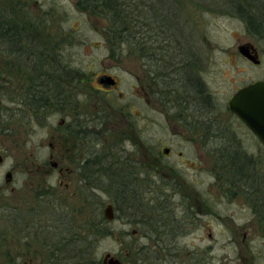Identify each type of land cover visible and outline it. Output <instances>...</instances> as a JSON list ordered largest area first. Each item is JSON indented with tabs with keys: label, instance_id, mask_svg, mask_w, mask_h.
Returning a JSON list of instances; mask_svg holds the SVG:
<instances>
[{
	"label": "flooded vegetation",
	"instance_id": "obj_1",
	"mask_svg": "<svg viewBox=\"0 0 264 264\" xmlns=\"http://www.w3.org/2000/svg\"><path fill=\"white\" fill-rule=\"evenodd\" d=\"M220 2L225 13L248 30L259 34L264 31V0ZM10 17L7 14L4 18ZM46 20L41 19L37 28L46 24ZM30 29L29 45L17 46L12 44L13 40H2L0 100L27 99L34 106L33 115L52 112L57 122L48 133L49 151L37 166L41 172L31 174L37 176L33 187L39 190L35 194L39 204L6 207L0 201V264H107L110 259L123 264L121 253L127 257L132 251L177 247L183 235L192 234L190 227L198 229L214 224L221 228L225 221L234 223L233 216L223 212L224 196L232 204L242 196L243 203L237 209L241 212L248 209L254 223H264V193L258 188L257 168L250 166L256 162L254 152L242 148L241 140L236 139L229 127L234 123L250 135L253 147L257 138L229 105L234 94L249 84L240 81L235 85L232 81L230 96L221 111L211 79L213 59L218 54L230 71L246 76L250 62L245 51L247 43L234 42L232 48L222 52L204 44L138 50L136 54L142 53L139 56L146 71L144 86L138 87L132 68L125 67L124 62L132 52L107 53L86 65L81 60L82 64L77 66L71 61L74 58L55 57L52 50L56 43L37 42L32 33L34 27ZM255 51L259 59L261 51ZM22 67L26 70L21 71ZM11 70L20 77L15 83L12 79L4 84ZM123 75L130 76L128 85L122 83ZM3 109L8 111L6 105ZM227 113L229 118L223 119ZM4 128L8 131L6 123ZM147 137L153 142L148 143ZM2 165L0 156V172ZM176 168L180 169L172 170ZM12 172L14 169L3 173L6 182L0 190L9 188L11 193L16 192ZM209 176L216 185L222 184L232 192L216 191L220 197L217 201V193L211 192L215 191L211 186L214 183H210L209 189H204L206 197H198L188 183L194 186L199 179L206 180ZM168 184L170 197L178 198L180 210V215L170 222L163 215L164 201L170 198L152 192L156 185H163L159 189L162 192ZM200 185L205 186V181ZM55 187L60 189L57 196ZM100 193L107 196L103 211ZM70 199L91 208L82 236L86 231L92 232V248H78L87 239L75 234L70 237L65 219L80 211L73 207L68 213ZM156 201L160 202L154 204ZM53 206L61 209L55 218L51 213ZM107 206L111 207V221L104 218ZM150 209L157 210L151 215ZM132 225L139 228L122 229ZM219 233L228 242L234 236L231 231ZM109 237L115 239L117 250L103 252L99 260L91 258L95 244ZM242 261L243 264L264 261V249Z\"/></svg>",
	"mask_w": 264,
	"mask_h": 264
},
{
	"label": "rangeland",
	"instance_id": "obj_2",
	"mask_svg": "<svg viewBox=\"0 0 264 264\" xmlns=\"http://www.w3.org/2000/svg\"><path fill=\"white\" fill-rule=\"evenodd\" d=\"M82 1L83 0H0V13L10 15V19L17 24L19 29L22 27L25 29L23 32L25 36L23 35L22 37L24 43L27 42L26 38L29 40L31 39L30 27H34L32 33L35 35V40H37V42H51L54 45L56 43L52 50V54L55 57L74 58L71 61L77 66L82 64V62H80L81 60H83L86 65L89 64L90 61L95 62L96 59H102L107 53L132 52L130 57H123L124 62H126L125 67L132 68L133 74L137 78V86H144L146 71L143 67V58L140 57L142 53L136 54L138 52L137 49L131 47H122L120 45L117 47L111 46L110 40L107 39V36L104 34L105 28L109 29V27H111L108 21L96 13H91L87 6L83 5L85 7H81L79 3ZM220 1L221 0H159L158 3L154 5L155 13H153V16L150 14L149 20L146 21L147 23L145 26H137V28L133 29L130 23H128V25L131 33H136L144 37L145 44L144 46L142 45V47H144L142 50L204 44L211 46V48H218L222 52L226 48H232L235 45L234 42H237L240 44L247 43L252 46L254 50L258 49L261 51L258 59L260 61L259 64L254 66L252 63L248 62L246 76L241 75L239 72L238 74L235 72V74L233 73L234 71H230L229 65L220 61L219 54L217 56L215 55L211 79L217 91L220 110L223 111V105L230 96L229 93L232 88V81H235V85L240 81L243 85L253 84L257 81L264 82V31L261 30L262 33L259 34L256 31L253 32V30L245 28L234 16L230 17L225 13V10L221 7ZM172 6H174V8H171ZM36 14H38L37 17H35ZM155 14L156 17H154ZM177 16H179V18H177ZM32 17L34 18L33 21L30 20ZM165 18H167V20ZM41 19H47V23L42 25L39 29L37 28V24ZM162 19L166 20V25L160 23ZM176 20H179V23ZM131 33L128 35L132 36L133 34ZM189 34L191 35L189 36ZM170 36V39H178L181 45L172 44V42L167 45V43L162 42L161 38L170 40L167 39ZM115 43H117V40H115ZM112 44L114 45V41ZM1 46H3L2 40H0V47ZM142 50L139 51L141 52ZM78 56H82L84 59H78ZM129 60L133 62L130 63ZM20 70L25 71L26 67H22ZM7 73L9 76L4 81V84H8L12 79L15 83V79L20 77L19 74L15 73L13 70ZM129 77L123 75L122 83H127L128 85ZM130 82L133 83L134 80H130ZM23 92L22 98L25 96ZM12 95L11 93L9 98H11ZM0 101L2 107H0V156L3 159L2 170L0 172V187H4V183L6 182L3 173L14 169V172H12V179L14 180V187L16 190L15 193H11L9 188L0 190V201L1 203H5L6 207L16 206L18 204H37L38 202L35 194H37L39 190L36 189L37 187H33L34 185L36 186L35 180L37 176L34 177L31 174L41 172L37 166L42 164L43 156L47 155L49 151L48 144L50 141L48 139V133L53 130L52 128L57 122V117H55L52 112L40 116L39 114L33 115L32 112L34 109L28 103L27 99L19 102L4 98ZM2 104L8 107V111L3 109ZM144 107L145 106H143V109ZM17 110L23 111L19 114H14V111ZM144 112L146 113L145 109ZM227 116L228 113L224 114L222 118L228 119L229 116ZM5 123L8 127V131L4 128ZM229 127L231 128L230 131L234 132L236 139L241 140L242 148L248 153L254 152V157L256 158L255 167L257 168L258 174H261L262 170L264 171V148L259 145L256 139L253 142V148L251 146L250 135H246L239 126L232 123ZM227 133L228 132L225 134L227 135ZM226 135L222 134L224 140H228ZM146 140L148 143L153 142V139L149 137H147ZM210 165L216 167L214 163ZM178 169L180 168L172 170L176 171ZM166 173L168 172L166 171ZM199 180L200 181L194 186H192V184L190 186L189 183L188 186L191 190L197 192L198 197H206L204 189H209L210 183H214L215 181L211 179V176L208 178L206 177V180ZM221 180H223V176H221ZM163 181L166 183L164 179L162 182ZM202 181H205L206 187L200 185ZM30 183H33V185L31 186ZM157 185L154 187V190H152L153 195L156 196V194H158L162 197L170 198V200L167 199V201H164L163 204L164 218L170 222L173 217H178L180 215V210L176 204L178 198L175 200L170 197L171 186H169V184L163 188L162 192H159V189L163 185L161 187ZM211 186L215 190L211 192L217 193V201L220 197H218V192L216 191L221 190L226 191V193L232 192L229 189H225V186L222 184L218 186L214 183V185ZM33 189L35 193L32 192ZM55 191L57 196L60 189L56 188ZM86 194L87 193H84L83 195ZM222 198L224 199L221 201L224 204L223 212H225L227 216H233L234 223H227L225 221L224 226H221V228L216 227L214 224H210L209 227L202 225L198 229L190 227L189 230L192 234L183 235L184 237L181 238L177 247H169L168 249L158 248L156 250L148 249L144 252L132 251L128 252L127 257L124 256V253H121L120 259L123 264H243L242 259L254 256L255 253L258 252V249H264V223L262 225L254 223L251 218V212L248 209L243 208L242 212L237 209L239 206L241 207L243 203L242 196L237 197L234 204H232V201L227 200L226 196ZM106 200V194L102 193L100 198V207L102 211ZM158 202L156 201L154 204ZM69 203H71V205L68 206V213L72 211L71 208L73 207L80 210L79 213L74 216L68 215L67 219H65L67 223L66 228L70 230L71 239L74 234L80 236L81 239L85 238L87 239V243L85 241L84 243L86 244L79 245L78 248H92L90 247V241H92L90 235H92V232L86 231V234L82 236L85 231V224L89 221V217L92 213L91 208L80 205L77 201L71 199ZM51 210V213L53 212L52 218H55V216L58 217V215L61 214V209H55V206L51 207ZM156 210L150 209L151 215L155 214ZM132 228L136 230L139 227L134 225L131 227H122L124 230H131ZM221 230L231 231L232 235H234L232 241H226L224 239L225 235L219 233ZM210 235L215 237L210 239ZM93 250L91 258L99 260L103 256V252L107 250H117L115 239H113V237L105 238L104 241L97 242ZM116 253L118 254V252ZM139 258H141V262L138 261ZM255 264H264V261H256Z\"/></svg>",
	"mask_w": 264,
	"mask_h": 264
},
{
	"label": "trees",
	"instance_id": "obj_3",
	"mask_svg": "<svg viewBox=\"0 0 264 264\" xmlns=\"http://www.w3.org/2000/svg\"><path fill=\"white\" fill-rule=\"evenodd\" d=\"M158 1L159 0H83L79 4L81 7L83 5L87 6L91 13H96L97 15H100L101 17L106 19V21H108L111 27H109V29L105 28L104 34L105 36H107V39L110 40L111 46H126L131 47L133 49H137L138 51L144 48L142 47V45L144 46L145 39L139 34L137 35L136 33H131L129 30L128 23L132 25L133 29L137 28V26H145V24L147 23L146 21L149 20L150 14L153 16V13H155L154 5L157 4ZM6 15L7 14L0 13V40H13L14 43L12 44L17 46H21L23 44H31L32 41L30 42V40L27 38V42L24 43V40H22L23 36L21 35V33L23 34L24 30H20L17 27V24L12 21V19L4 18L6 17ZM154 17H156V14ZM165 19L167 20V18ZM166 20L162 19L160 23L166 25ZM129 33L133 35H128ZM170 38L171 36L167 39ZM161 39L162 42L167 43V45H169L168 43L170 42H172V44L181 45L178 39ZM115 40H117V43H115ZM113 41L114 45L112 44ZM250 166L255 167L254 164ZM240 168L242 167L240 166L239 169ZM257 177L259 180L258 188L261 190L262 193H264V180H262V177H264V171H262L261 174H258Z\"/></svg>",
	"mask_w": 264,
	"mask_h": 264
},
{
	"label": "water",
	"instance_id": "obj_4",
	"mask_svg": "<svg viewBox=\"0 0 264 264\" xmlns=\"http://www.w3.org/2000/svg\"><path fill=\"white\" fill-rule=\"evenodd\" d=\"M245 51L251 63L254 65L260 63L257 51L252 46L246 44ZM229 105L232 113L239 117L264 147V82L257 81L238 90L229 101ZM104 218L109 221L113 219L111 207L107 206L104 210ZM106 263L120 264L119 261L111 259Z\"/></svg>",
	"mask_w": 264,
	"mask_h": 264
}]
</instances>
